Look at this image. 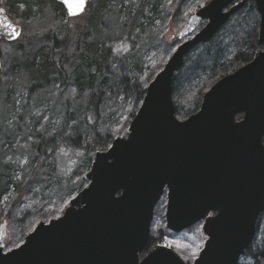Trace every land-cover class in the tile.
Here are the masks:
<instances>
[{
    "label": "water",
    "instance_id": "water-1",
    "mask_svg": "<svg viewBox=\"0 0 264 264\" xmlns=\"http://www.w3.org/2000/svg\"><path fill=\"white\" fill-rule=\"evenodd\" d=\"M54 1L69 18L78 17ZM248 1L259 16L260 50L217 81L195 114L179 121L174 76ZM68 4L76 11L79 0ZM5 23L21 32L0 8V38L13 43ZM179 39L146 87L126 134L95 153L84 176L87 186L61 217L39 223L18 248H0V264H186L169 248L147 249L154 210L164 195L169 232L203 223L206 240L193 264H239L264 213V0H210L188 19ZM5 227L0 226V245Z\"/></svg>",
    "mask_w": 264,
    "mask_h": 264
},
{
    "label": "trees",
    "instance_id": "trees-1",
    "mask_svg": "<svg viewBox=\"0 0 264 264\" xmlns=\"http://www.w3.org/2000/svg\"><path fill=\"white\" fill-rule=\"evenodd\" d=\"M209 1L203 2V5ZM151 2L152 5L150 0H139L122 10L121 14L116 16L122 22L121 26L112 35L103 38L99 44L94 42L97 37L90 36L93 29L102 24L109 14L105 13L106 0H96L91 7L87 6L83 25L72 26V36L68 33L70 37H65L63 40L67 41L63 43L50 38L41 41L43 44L40 42L42 46L37 50H32V44L25 45L24 39L21 41L18 39L13 43L0 40V49L2 45L15 47L19 51V58L22 57V60L13 61L9 69L7 63L3 61L0 66V93L14 85L15 81H21V77L32 81L31 84L40 85L46 84L49 79L58 75L60 69L64 71L70 69L74 81L72 92L77 95V100L83 103L82 99L87 94L84 111L72 115V126L65 132L68 135L55 134L51 137L42 126H38L32 134L33 137L29 139L27 136V141L22 147L32 156H36L30 167L32 179L41 173L47 174L49 181L54 176L60 185L65 186L66 182L77 174L75 172L82 162L76 165L75 161L79 160L81 155L85 161L80 167L79 176L88 173L95 153L106 152L117 137L114 131L98 130L101 109L106 107L107 103H115L127 114L123 119V126L125 129L128 128L143 101L146 87L162 70L175 50L174 46L168 45L170 47L162 54L156 53L153 49H149L144 55L136 54L140 37L146 33L152 35L162 20L161 1ZM44 5H50L59 19L65 16L63 8L52 0H7L3 10L10 21L20 22L25 27L27 21H30ZM199 8L197 6L195 9ZM143 27L144 29L148 27V30L144 31ZM258 29L259 16L253 2L250 1L210 44L198 47L184 59L181 70L172 81V101L177 119L186 120L195 114L200 108L203 95L217 81L252 61L255 53L260 50L257 43ZM230 39L234 44L233 51L231 49L229 51L224 43ZM69 40H72V54L68 53V49H71L68 46ZM88 40L90 43L88 42L85 48V42ZM0 57L3 60V56ZM71 61L72 68H69ZM50 167L55 169L54 174L47 173ZM81 182L78 187L68 189L64 197L58 201L59 205L84 189L85 182L83 179ZM2 200L3 197H0V219L11 213L9 204ZM6 219L11 221L8 217ZM24 222L21 220L15 223L17 243H21L27 234ZM160 236L163 238L164 232L153 233L151 230L148 248L157 246ZM12 242L13 240H10L7 248L16 246L12 245ZM262 252L264 213L257 222L255 239L239 264H257V261L264 264Z\"/></svg>",
    "mask_w": 264,
    "mask_h": 264
},
{
    "label": "rangeland",
    "instance_id": "rangeland-1",
    "mask_svg": "<svg viewBox=\"0 0 264 264\" xmlns=\"http://www.w3.org/2000/svg\"><path fill=\"white\" fill-rule=\"evenodd\" d=\"M95 1L87 0V4L91 7ZM136 1L139 0H106L107 8L105 13L109 14L104 18L105 21L102 24L93 29L90 38L97 37L94 42L99 44L102 43L103 38L112 35L122 23L116 16L120 15L122 10L131 6L132 3L135 4ZM159 1H161L162 5V20L156 26L152 35L146 33L140 37L138 50L136 51L138 56L144 55L149 49H153L159 54L164 53L170 46H174L176 49L182 42L179 39V33L185 29L188 19L197 11L195 8L197 6L201 8L207 0ZM6 2L7 0H1L0 8L4 9L3 6ZM151 3L150 0V5H152ZM84 17L85 11L76 18H69L65 13V16L59 19L50 5H44L30 21H27L25 27L20 22H11L21 28L19 41L24 39L25 45L32 44V50H37L39 46H42L41 41L46 39L54 38L60 43L67 41L63 39L65 37L68 38L69 35L72 36V26H82ZM203 25L204 23L201 27ZM143 30L147 31L148 27L145 29L143 27ZM68 33L71 34L68 35ZM0 40L8 43L3 38H0ZM89 40L85 42V48H87L86 44L90 43ZM230 41L231 39L224 42L225 46H228L227 49L229 51L234 46ZM68 46L71 47V49H68V53L72 54V40H69ZM18 52L15 47L2 45L0 53L3 56V60L0 57V66H2L4 61L9 69L13 61L22 60V57L19 58L20 54ZM66 61L64 60V62ZM69 64V68H72V61ZM60 70L61 72L57 70L59 71L58 75L53 76L46 84H31L30 82L32 81L21 77V81H15L14 85L0 93V197H3L2 201L9 204L11 211V213L7 214L11 221L4 216L0 219V226L3 224L6 226L5 238L1 243L5 246L4 253L18 248L24 242L25 237L39 223H48L61 217L70 200L76 196L59 205L60 202L58 201L64 197L70 187L81 185V179L87 186V182L84 179L85 174L81 177L79 176L80 167L85 161L82 155L79 160L75 161L76 165L82 162L80 166L78 165V169L75 172L77 174L69 182H66L65 186H62L54 176L49 181L47 174L41 173L37 178L32 179L30 167L36 156H32L26 148L22 147L27 141V136L29 139L33 137L32 134H34L38 126H42V129L50 133L48 135H51V137L55 134L68 135L65 132L72 126V115H78L85 109L84 102H86L85 97H87V94L82 99L83 103L77 100V95L72 92V84L74 82L72 71L70 69L66 71ZM101 110L102 114L99 119L98 130H104V132L114 131L116 138L123 137L128 129L123 126V119L127 117V114L113 102L107 103L106 107ZM116 110L117 112L115 113ZM118 110L121 112H118ZM240 119L238 117L237 121ZM86 131L88 130L86 129ZM122 131L124 132L122 133ZM76 165L72 172H74ZM57 171L59 172V170ZM48 172L54 174L56 171L50 167L47 169ZM57 176H59V173ZM16 190L20 192L17 193ZM165 208L166 195L157 204L151 224L153 233L164 232V237L160 236L158 238L159 244L157 246L169 248L186 264H193L206 240L202 233L203 223L201 222L192 229L178 234L171 233L165 228ZM21 220L26 223L27 234L21 243H17V226L15 223ZM10 240H13L12 245H16L14 248H7ZM147 249L149 248L147 247ZM240 261L242 262V260Z\"/></svg>",
    "mask_w": 264,
    "mask_h": 264
},
{
    "label": "snow or ice",
    "instance_id": "snow-or-ice-1",
    "mask_svg": "<svg viewBox=\"0 0 264 264\" xmlns=\"http://www.w3.org/2000/svg\"><path fill=\"white\" fill-rule=\"evenodd\" d=\"M61 3L65 4L69 8V15L70 16H79L83 13L84 9L88 6L87 0H79L78 4V10L73 11L72 6L68 4V0H61ZM4 27L6 29H10V31L6 32L5 35L8 37L9 41L17 40L19 39L21 32L16 29L13 25L5 23ZM5 247L4 245H0V248ZM195 255V253H193ZM261 255H264V252L261 253ZM257 264L259 262L257 261Z\"/></svg>",
    "mask_w": 264,
    "mask_h": 264
},
{
    "label": "flooded vegetation",
    "instance_id": "flooded-vegetation-1",
    "mask_svg": "<svg viewBox=\"0 0 264 264\" xmlns=\"http://www.w3.org/2000/svg\"><path fill=\"white\" fill-rule=\"evenodd\" d=\"M52 1H54V0H52ZM55 2V1H54ZM55 3H57V2H55ZM57 4H59V3H57ZM60 5V4H59ZM61 6V5H60ZM62 7V6H61ZM63 8V7H62ZM243 9V8H242ZM63 10H64V8H63ZM64 12H65V10H64ZM66 13V12H65Z\"/></svg>",
    "mask_w": 264,
    "mask_h": 264
},
{
    "label": "bare ground",
    "instance_id": "bare-ground-1",
    "mask_svg": "<svg viewBox=\"0 0 264 264\" xmlns=\"http://www.w3.org/2000/svg\"><path fill=\"white\" fill-rule=\"evenodd\" d=\"M196 12V11H195Z\"/></svg>",
    "mask_w": 264,
    "mask_h": 264
}]
</instances>
